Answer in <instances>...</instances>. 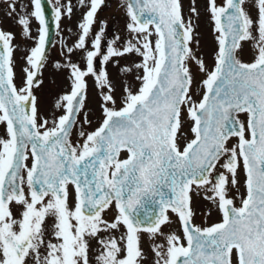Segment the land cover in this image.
<instances>
[{"label":"snow or ice","instance_id":"6c2138e0","mask_svg":"<svg viewBox=\"0 0 264 264\" xmlns=\"http://www.w3.org/2000/svg\"><path fill=\"white\" fill-rule=\"evenodd\" d=\"M5 2L11 15L16 0ZM79 2L84 6V0ZM245 2L208 0L218 51L214 67L207 69L190 47L192 21H185L180 0H124L135 42L128 41L122 50L109 47L103 61L135 52L142 62L134 67L142 75L137 76V91L125 87L117 108L108 72L94 68L103 30L95 36L93 50L85 46L104 3L89 0L75 45L86 51V68L67 65L71 91L57 102L65 112L51 125L38 119L33 95L50 32L46 3L58 29L62 17L72 13L71 0H32L33 11L19 17L26 35L30 17L40 26L19 88L14 83V37L0 29V124L5 126L0 137V264H89L91 239L101 246L96 264H140L142 233L164 238L152 245L154 264H234V257L236 264H264V0H254L255 16L245 10ZM242 41L255 44L252 62L237 58ZM190 60L206 75L199 101L190 91ZM90 74L106 89L103 119L94 131L79 133L82 144H73L71 130L84 108ZM184 109L193 122V138L181 145ZM240 113L246 121L238 118ZM232 137L238 142L229 146ZM121 151L126 159L120 158ZM241 169L246 195L235 206L229 189L238 184ZM194 187L212 193L206 198L216 203L222 222L203 228L192 223ZM13 206L22 209L20 219L14 218ZM111 209L116 216L109 222L103 214ZM169 212L178 217L183 240L162 231ZM49 217L51 231L45 224ZM121 227L126 231L117 238L113 233ZM101 232L108 233L107 239L99 237Z\"/></svg>","mask_w":264,"mask_h":264},{"label":"rangeland","instance_id":"374dc122","mask_svg":"<svg viewBox=\"0 0 264 264\" xmlns=\"http://www.w3.org/2000/svg\"><path fill=\"white\" fill-rule=\"evenodd\" d=\"M21 1H23L27 7L18 9ZM114 1L115 4L113 10L99 13L94 18V23L88 36L93 39H90L85 45L88 50H93V40L96 34L103 29L105 22L111 18L109 17V13L117 14V18L114 19V23H117L116 27H118L119 31V40L116 43L115 48L117 50L120 48L123 49L127 46L128 41L135 42V34L130 32V30L127 28L129 17L126 14V4L124 3V0ZM60 2L61 4H65L67 3V0H60ZM224 2L225 0H217V3L221 5ZM180 3L185 21L187 22L189 19L192 21L193 40L190 43V47L192 48L195 57L203 60L206 68L211 69L214 67L215 56L218 51V44L216 40V36L218 34L214 31V21L211 18V14L207 10L208 0H180ZM71 4H77L78 7L81 5L79 0H71ZM88 6L89 0H84V13L88 11ZM193 7L196 9L195 13L191 11ZM245 10L249 11L251 15L255 16L256 10L254 7V0H246ZM8 11V5L5 0H0V25L4 31L11 32L14 37L12 41L13 68L15 74L14 83L19 88L24 84L26 77L25 69L29 67L26 59L30 54L28 49L36 46L38 39V29L40 26L38 21L30 17V35H26L24 33L23 25L17 22L20 16L33 11L32 0H16V12L9 15L7 13ZM80 14L81 13L78 12L74 17L79 21L77 24L78 33L81 32V29L78 27V25L83 22L84 18ZM156 38L157 37L155 33H153V35L150 37V39L153 41V44ZM62 44H64V46L67 45L70 48H73V51L71 52V58L74 56V59H76L75 64H77L81 69H85L86 51L84 49L76 48L75 43L63 42V38H61L58 46ZM241 46V49L238 50V58L242 62H252L254 57L257 55L255 44L252 41H242ZM64 50L66 49L64 48ZM104 54H107L106 50H102L101 55H98L94 59V68L97 70V72L103 70L108 72L109 80L111 81L114 89L113 94L117 100L115 107L119 108L121 106V100L124 96L125 87H128L133 92H135L140 86V81L137 79V76L142 75V71L135 68L134 65L140 64L142 62V57L135 52L125 53L124 55L115 58L114 62L110 64L113 58H110L109 61L105 63L103 61ZM65 56L68 57L69 55L65 52ZM64 60V58H60L54 52L52 57L45 64V68L43 74L40 77L39 83L33 88V95L36 97L38 108V119H47L49 121V125H51L53 119H56L60 115L64 114L65 109L62 107L58 108L56 105L63 95L70 93L72 87L71 69L67 66L68 64L64 62ZM187 64L193 77V84L190 91L193 95V99L199 101L202 98L203 92L205 91L202 82L204 79H206V75L200 70L195 60H190L187 62ZM124 69H131V71H124ZM85 80L87 88L84 100V108L79 113L72 135L73 144H82L84 138L81 137L79 133L81 131L85 133L94 131L97 127H99L103 119L102 104L103 94L106 92V89L102 91L94 76L91 74L85 77ZM85 118L87 119V122H85ZM181 121L182 127L180 131L183 133V135L180 138V143L183 145L193 138V134L191 132L193 122L189 118L186 109L182 110L181 112ZM235 141H238L237 138L231 141L229 146H234L235 144L233 143ZM126 155L127 154L124 152L122 157H125ZM239 171L240 173L242 171L241 179L244 180L243 170L241 169ZM210 195H212L211 192L206 193L203 189L198 191L195 188L193 189V221L201 228L211 226L222 221V212L218 209L216 203L206 198ZM232 196L233 195L229 192V197L232 198ZM74 203V192L72 187L69 186V204L72 206ZM103 216L105 220L111 222L116 216V211L115 209L107 210ZM169 219L170 222L162 226V231L167 235L172 234V230L173 233L180 235L181 239L183 240L182 228L180 226L178 217L170 212ZM121 230L123 233L126 231L123 227H121L117 232H114L113 235L117 236L118 238L116 233L120 232ZM153 243H164V238L158 236L155 238V240H153L149 238L147 233L141 234V249L144 254V258L140 261V264H154L155 254L152 251ZM97 245L98 242H91V247L93 248L92 250L95 253H99L101 248L100 245ZM234 261L236 262L235 257ZM92 263L96 264V260Z\"/></svg>","mask_w":264,"mask_h":264},{"label":"flooded vegetation","instance_id":"af4514ba","mask_svg":"<svg viewBox=\"0 0 264 264\" xmlns=\"http://www.w3.org/2000/svg\"><path fill=\"white\" fill-rule=\"evenodd\" d=\"M53 3H55V0H53ZM114 4H115L114 0H104V3L97 10L96 14L103 13L105 8H112L114 6ZM71 6H72L71 15L70 16L65 15L62 17L58 31H57V36H59V40H61V38H63V42H65V43H76V42H78V38H79V35L81 34V32L78 33V31H77V24L79 21L77 19H75L74 17L76 16V13H78V12L81 13L80 15L82 17H84V15H85V13H84L85 7L84 6L80 5L78 7L77 4H71ZM113 16L116 17V14H113ZM109 27H110V24L108 23V25H106V23H105L104 27L102 29L103 35L101 37V44H104V46L106 44V41H109L110 40L109 38L112 36L111 31L113 32V35H114V40H112L111 43L115 42L118 38L116 25L110 27V29L112 28L111 30L109 29ZM100 32H101V30H100ZM87 38H86V40H87ZM69 48L70 47L66 45V49L68 50ZM101 48H103V46ZM67 50H65V52H68ZM61 51L63 53L64 50H61ZM4 133H5V130H0V137H4ZM218 167H219V165H218ZM240 176H241V173L239 171L238 172V184L235 187H231L229 190H231V193L233 196L241 199L244 195V189H243V182L241 181ZM25 190L27 191V189H25ZM12 210H13L14 218L20 219L22 209H20L19 207L13 206ZM45 224L47 226L51 225L52 220L46 218ZM50 229L51 228L48 227L49 231H51ZM46 238L52 239V242H56L55 238L48 236L47 233H46ZM41 251L43 253V250H41Z\"/></svg>","mask_w":264,"mask_h":264},{"label":"water","instance_id":"95a60500","mask_svg":"<svg viewBox=\"0 0 264 264\" xmlns=\"http://www.w3.org/2000/svg\"><path fill=\"white\" fill-rule=\"evenodd\" d=\"M46 17H47V19L49 21V26H50L49 39H48V44H50L52 42V40H53V35L55 33L56 26L52 22V9L47 5V3H46ZM71 132H72V130H71Z\"/></svg>","mask_w":264,"mask_h":264}]
</instances>
